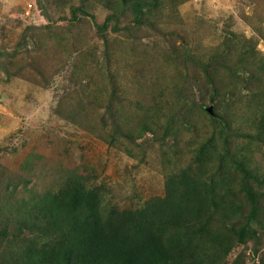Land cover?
<instances>
[{"label": "rangeland", "instance_id": "rangeland-1", "mask_svg": "<svg viewBox=\"0 0 264 264\" xmlns=\"http://www.w3.org/2000/svg\"><path fill=\"white\" fill-rule=\"evenodd\" d=\"M153 1L136 25L123 0H0V52L14 51L25 27H40L15 55L0 57V264H11L32 238L20 226V204L70 178L94 188L105 211H134L163 196L167 174L198 167V150L212 135L207 116L168 130L159 118L184 115L173 100L177 89L195 91L201 104L200 80L208 96L194 64L206 66L219 91L236 85L218 95L215 110L241 115V129L253 132L247 117L264 112V0ZM114 14L119 29L109 22L100 30ZM221 57L232 75L212 69ZM240 58L245 65H235ZM151 107L161 112L148 119ZM144 123L149 130L141 132ZM235 137L216 135L203 162L219 181L210 226L218 241L231 242L220 264H264V141ZM238 145L239 159L248 157L244 171L231 157Z\"/></svg>", "mask_w": 264, "mask_h": 264}, {"label": "trees", "instance_id": "trees-1", "mask_svg": "<svg viewBox=\"0 0 264 264\" xmlns=\"http://www.w3.org/2000/svg\"><path fill=\"white\" fill-rule=\"evenodd\" d=\"M154 2L123 0V4L131 8L132 20L136 25L146 21V13L150 10L148 7H156ZM118 17L117 14L107 16L100 30L105 31L109 22H113L112 29L117 31ZM38 29L40 27H25L16 49L11 53L0 52V57L15 55L25 44L28 35ZM221 58L212 69L225 68L223 72L232 75L230 61ZM245 64L244 58L235 62V65ZM194 65L203 71L204 84H209L208 96L200 80L196 81V89L201 104L195 103V91L177 89L173 100L184 115L180 120L176 112L168 116L161 114L159 118L163 115L165 119V124L162 121L160 128L168 130L172 126H180L178 122L190 124L189 118L207 116L212 135L198 150L194 164L199 165L194 168L195 171L188 165L167 174L163 196L148 199L140 209L134 211H105L101 208V197L94 188L87 189L79 181L81 177L70 178L56 192H44L32 197L19 206L21 213L26 214L20 226L32 238H24V246L15 252L11 264H220L231 251V242L225 238L218 241L210 226L211 215L216 210L214 196L219 189V181L209 177L211 168L205 170L203 162L215 147L216 135L224 142L231 136H236L235 140L241 139L242 142V138L264 141V112L257 118L254 116L255 121L247 117L246 121H250L254 129L253 132H244L237 119L241 115L227 109H221V113L215 110V106L221 103L216 102L218 95L234 93L236 85L231 90L219 91L214 86L215 78L208 73L206 66ZM246 66L249 67L248 64ZM259 95L263 96V93L259 92ZM205 99L214 104L212 112L205 108ZM258 99L256 97L253 103L259 105ZM158 112H161V108H147L148 119ZM140 127L141 132L149 130L148 123ZM242 149L238 145V150L233 155L231 153V157L236 159L233 160L236 167L244 171L248 157L242 160L236 155ZM247 187L249 185L246 184L245 189L250 191ZM236 209L233 217L238 221L240 211ZM16 211L17 216V208Z\"/></svg>", "mask_w": 264, "mask_h": 264}]
</instances>
